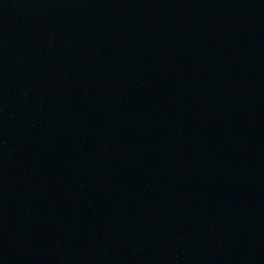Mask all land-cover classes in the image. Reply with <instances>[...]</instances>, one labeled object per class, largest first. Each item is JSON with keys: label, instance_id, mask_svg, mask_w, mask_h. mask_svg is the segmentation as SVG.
Masks as SVG:
<instances>
[{"label": "water", "instance_id": "obj_1", "mask_svg": "<svg viewBox=\"0 0 264 264\" xmlns=\"http://www.w3.org/2000/svg\"><path fill=\"white\" fill-rule=\"evenodd\" d=\"M0 264H264V0H0Z\"/></svg>", "mask_w": 264, "mask_h": 264}]
</instances>
